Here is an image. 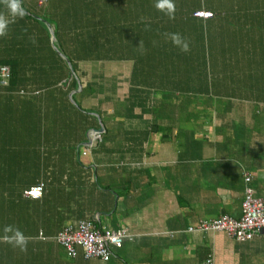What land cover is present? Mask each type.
I'll return each instance as SVG.
<instances>
[{
  "label": "crops",
  "instance_id": "obj_1",
  "mask_svg": "<svg viewBox=\"0 0 264 264\" xmlns=\"http://www.w3.org/2000/svg\"><path fill=\"white\" fill-rule=\"evenodd\" d=\"M100 1L102 40L131 57L80 60L75 88L51 30L68 60L64 51L93 35L91 4L20 0L23 14L13 15L10 0H0L8 22L0 64L14 79L0 86V264H264V230L244 242L194 230L222 215L239 219L246 174L264 197V86L245 78L264 74L263 57L243 44L245 56L230 60L246 72L237 86L234 74V84L222 80L217 56L211 69L204 55L194 72L171 49L153 58L142 48L173 49L172 30L181 29V54L193 44L190 14L221 8L218 0ZM262 8L247 12L254 24L264 22ZM201 72L218 78L210 92L209 83L200 91L189 81ZM39 183L40 198L24 195ZM82 220L127 237L107 261L84 259L80 249L68 257L55 236ZM8 227L27 238L23 249L2 239L13 234Z\"/></svg>",
  "mask_w": 264,
  "mask_h": 264
},
{
  "label": "trees",
  "instance_id": "obj_2",
  "mask_svg": "<svg viewBox=\"0 0 264 264\" xmlns=\"http://www.w3.org/2000/svg\"><path fill=\"white\" fill-rule=\"evenodd\" d=\"M209 2H216L217 0H207ZM208 2V3H209ZM218 3L221 2V8H214L213 6L206 5L207 9L213 10L211 13V17L209 18H199L194 16V12L190 14V22L194 23L195 26H193V30L188 32V36L190 38L189 43L191 41L193 44L188 46L187 51L182 50L181 54L176 53V49H178L175 44L173 45V49L169 46H160V45H151L148 47H142L143 49L147 50V52L151 55L153 58H157L159 55H162L164 53H168L169 49H171L173 53V57L177 58L180 56L182 60L186 59V61H182L185 65V62L188 64V69L197 70L200 69V59H203V56L206 55L209 65H211L212 69V58L213 56H217L219 58L218 64L222 71L220 72V76L223 77L222 80H226L227 82H231L234 84V75L236 77L237 86L239 85V82L242 77L246 76L245 71H241L242 67L235 66L234 63L230 62L233 58H236L237 60L244 57L243 54L244 51L240 54L239 51H242L244 49V45L249 44L252 48L257 50V54L260 55V57H263L264 59V39L263 42L261 41L259 44L255 43L250 39L251 33L253 37H262L264 38V22H256L257 24H254V22H251L249 19V14L247 15V12L250 10H259L257 7H263L262 11H264V0H218ZM91 6L97 9L98 13L101 10V1L100 0H77V5L80 6ZM99 6V7H98ZM237 7V8H236ZM220 9V10H218ZM237 9V10H236ZM195 10V9H194ZM203 11V10H202ZM192 12V11H191ZM99 15V14H97ZM247 16V17H246ZM264 16V14H263ZM96 13L94 10V16H93V35L92 37H87L84 39L83 44H79L76 47H71L69 53H64L69 58L70 64L72 65V77L71 80L74 82L72 84L73 87L77 88V79L74 77L76 74L79 73L78 70V62L80 60H93V61H100V60H116L121 54L128 55L124 50L120 51V55L117 53L115 44H106L105 41L102 40L101 34V25L99 22V19L96 20ZM99 18V16H98ZM260 21V20H258ZM248 23H253L248 26ZM256 25L257 28H256ZM83 31V29H82ZM181 29H173L172 30V36L173 35H180L183 33ZM79 38V37H78ZM79 40H77L78 42ZM104 41V43H103ZM172 43L173 39H172ZM261 45V46H260ZM59 47V46H58ZM61 49V48H60ZM60 50V51H62ZM140 51V50H139ZM246 51V50H245ZM248 52V51H246ZM257 55V56H258ZM131 57L130 55H128ZM263 66H264V60ZM176 63L174 62V65ZM260 65V63H259ZM205 69V68H204ZM206 72V70H205ZM70 73V72H69ZM197 75L192 76L189 78V81L192 82L194 87L197 90L203 91L205 89V86L207 84L210 86L211 89L208 91L210 92L214 87L212 86V80L215 82L218 80V78H208L207 74L205 73V76H202L201 73H194ZM234 74V75H233ZM79 75V76H78ZM77 75V77H80V73ZM193 75L190 74L189 77ZM209 75V74H208ZM82 76V75H81ZM175 76V74H174ZM173 76V77H174ZM175 78V77H174ZM246 83H255L260 86H264V74L261 77L253 76V73L250 75V72L248 73V76L245 77ZM10 83L13 82V78L10 79ZM66 83V82H65ZM216 87V83L214 84ZM236 85H232V88H236ZM243 87V86H242ZM245 88L248 89V85H244ZM222 92L224 95H227L225 92V89L221 87ZM210 94V93H208ZM251 187V185L249 184ZM252 188V187H251ZM253 189V188H252Z\"/></svg>",
  "mask_w": 264,
  "mask_h": 264
},
{
  "label": "built area",
  "instance_id": "obj_3",
  "mask_svg": "<svg viewBox=\"0 0 264 264\" xmlns=\"http://www.w3.org/2000/svg\"><path fill=\"white\" fill-rule=\"evenodd\" d=\"M43 2L44 0H40ZM197 17L209 18V12H197ZM10 69L0 64V86L6 87L10 83ZM97 134L99 139L100 134ZM83 155L86 154L82 152ZM249 176L245 175L244 198L241 204V216L233 219L226 215L215 219L200 221L194 230L224 232L228 237L237 242L252 240L260 231L264 230V197L254 196L253 189L249 186ZM43 184L39 183L24 191L26 197L37 199L42 196ZM189 228V231H192ZM127 237L124 229L110 231L96 229L91 221L82 220L75 227H63L55 236L56 242L63 248L68 257L78 256L81 250L84 259H99L107 261L111 257V247H120ZM207 264H213L207 261Z\"/></svg>",
  "mask_w": 264,
  "mask_h": 264
},
{
  "label": "clouds",
  "instance_id": "obj_4",
  "mask_svg": "<svg viewBox=\"0 0 264 264\" xmlns=\"http://www.w3.org/2000/svg\"><path fill=\"white\" fill-rule=\"evenodd\" d=\"M8 7L10 8L11 12L13 15H22L23 11L21 8V3L20 0H10V3L8 5ZM174 5L169 4V8H173ZM7 21L0 19V36H3L6 32V28H7ZM173 42L177 45L181 44V40L179 38L178 35H173L172 37ZM188 45L187 43H183L182 44V50H187ZM5 232H12V235H5L2 239L6 240L8 243L10 244H14V246H20L21 249H23V247L26 244V237L24 236V234L17 230H13L11 227H8L5 229Z\"/></svg>",
  "mask_w": 264,
  "mask_h": 264
},
{
  "label": "water",
  "instance_id": "obj_5",
  "mask_svg": "<svg viewBox=\"0 0 264 264\" xmlns=\"http://www.w3.org/2000/svg\"><path fill=\"white\" fill-rule=\"evenodd\" d=\"M44 22V21H43ZM46 24V23H45ZM46 26L49 28V29H51L50 28V26L48 25V24H46ZM51 39H52V48H53V50L55 51V53L58 55V57H60L62 60H64L67 64H68V66H69V68H70V71H71V73H72V65L70 64V62L66 59V57H64L63 55H61L60 54V52L58 51V49L56 48V45H55V41H54V33H53V31L51 30ZM93 131H95V132H97V133H101L102 132V129H96V130H93Z\"/></svg>",
  "mask_w": 264,
  "mask_h": 264
},
{
  "label": "rangeland",
  "instance_id": "obj_6",
  "mask_svg": "<svg viewBox=\"0 0 264 264\" xmlns=\"http://www.w3.org/2000/svg\"><path fill=\"white\" fill-rule=\"evenodd\" d=\"M197 12H207V11L199 10V11H195L194 14L197 13ZM209 13H210V12H209ZM194 16H195V15H194ZM195 17H197V16H195ZM199 18H202V17H199ZM207 18H208V17H207ZM205 19H206V18H205ZM77 75H78V74H77ZM78 76H79V75H78ZM10 78H11V77H10ZM81 78H82V77H81ZM174 101H176V98L174 99ZM260 109H261V108H260ZM245 116H247V115L245 114ZM256 129H258V128H256ZM93 135H94L95 137H97V134H96V133H93ZM254 196H255V193H254ZM243 198H244V196H243ZM241 204H242V203H241ZM240 216H241V215H240ZM239 218H240V217H239ZM214 232H216V231H214ZM223 233H224V232H223ZM257 235H258V234H257ZM257 235H256V236H257ZM256 236H255V237H256ZM233 240H234V239H233Z\"/></svg>",
  "mask_w": 264,
  "mask_h": 264
}]
</instances>
